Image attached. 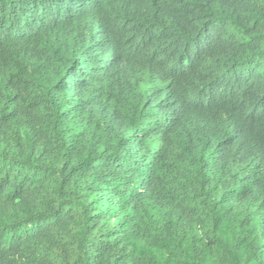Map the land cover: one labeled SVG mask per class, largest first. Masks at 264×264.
Segmentation results:
<instances>
[{
    "label": "trees",
    "instance_id": "obj_1",
    "mask_svg": "<svg viewBox=\"0 0 264 264\" xmlns=\"http://www.w3.org/2000/svg\"><path fill=\"white\" fill-rule=\"evenodd\" d=\"M264 264V0H0V264Z\"/></svg>",
    "mask_w": 264,
    "mask_h": 264
},
{
    "label": "clouds",
    "instance_id": "obj_2",
    "mask_svg": "<svg viewBox=\"0 0 264 264\" xmlns=\"http://www.w3.org/2000/svg\"><path fill=\"white\" fill-rule=\"evenodd\" d=\"M21 264H23V261L21 260Z\"/></svg>",
    "mask_w": 264,
    "mask_h": 264
}]
</instances>
